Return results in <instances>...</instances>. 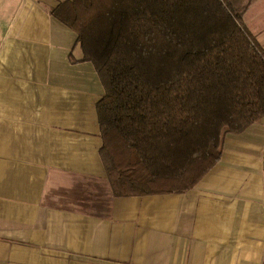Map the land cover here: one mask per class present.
<instances>
[{
  "label": "crops",
  "instance_id": "crops-1",
  "mask_svg": "<svg viewBox=\"0 0 264 264\" xmlns=\"http://www.w3.org/2000/svg\"><path fill=\"white\" fill-rule=\"evenodd\" d=\"M60 1L0 0V264H264V118L189 192L116 197ZM245 23L264 50V0Z\"/></svg>",
  "mask_w": 264,
  "mask_h": 264
},
{
  "label": "trees",
  "instance_id": "trees-1",
  "mask_svg": "<svg viewBox=\"0 0 264 264\" xmlns=\"http://www.w3.org/2000/svg\"><path fill=\"white\" fill-rule=\"evenodd\" d=\"M262 0H62L104 87L100 151L116 197L186 193L226 138L264 118V50L245 21Z\"/></svg>",
  "mask_w": 264,
  "mask_h": 264
},
{
  "label": "rangeland",
  "instance_id": "rangeland-1",
  "mask_svg": "<svg viewBox=\"0 0 264 264\" xmlns=\"http://www.w3.org/2000/svg\"><path fill=\"white\" fill-rule=\"evenodd\" d=\"M68 31H70L69 33H71L72 35H75V33L73 31H71V30H68Z\"/></svg>",
  "mask_w": 264,
  "mask_h": 264
}]
</instances>
